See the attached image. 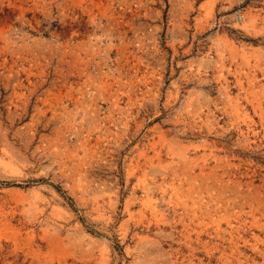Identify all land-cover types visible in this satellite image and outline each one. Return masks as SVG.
Masks as SVG:
<instances>
[{
    "label": "rangeland",
    "instance_id": "1",
    "mask_svg": "<svg viewBox=\"0 0 264 264\" xmlns=\"http://www.w3.org/2000/svg\"><path fill=\"white\" fill-rule=\"evenodd\" d=\"M0 264H264V0H0Z\"/></svg>",
    "mask_w": 264,
    "mask_h": 264
}]
</instances>
